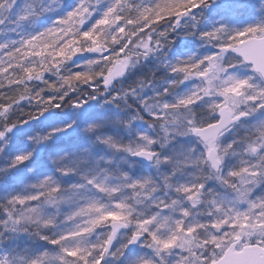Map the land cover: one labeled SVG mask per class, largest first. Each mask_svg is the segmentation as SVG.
I'll list each match as a JSON object with an SVG mask.
<instances>
[{
	"label": "rangeland",
	"instance_id": "1",
	"mask_svg": "<svg viewBox=\"0 0 264 264\" xmlns=\"http://www.w3.org/2000/svg\"><path fill=\"white\" fill-rule=\"evenodd\" d=\"M106 7L104 15L95 18L96 36L111 30L106 39L122 38L132 29L120 19L124 5ZM96 9L87 13V21L94 19ZM35 12L25 4L10 8L7 3L0 8V24L5 17L15 21L9 32L29 35L31 46L36 35L28 34L26 22L31 17L33 23ZM231 26L236 33L237 25ZM138 34L131 40L140 43L134 42L131 50L122 46L112 52L113 67L128 64L122 82L146 76V89L171 95L160 107L172 119L160 125V135L150 134L133 113L97 93L106 75L87 80L97 95L87 91L56 118H40L11 137L0 134V257L7 263L1 262L212 264L238 239L240 249L264 247L262 79L228 48L215 49L205 64L163 80L156 90L151 81L161 74L157 59L162 51ZM97 41L91 45L94 50ZM200 97L208 103L205 108L192 102ZM223 106L235 115H248L241 132L230 131L216 143L203 144L194 130L203 127L202 120H217ZM155 146L160 155L153 165L132 159L134 153L155 151ZM38 148L45 149L47 162L35 154ZM211 148L222 161L218 173L206 158ZM65 175L70 183L63 181ZM63 182L67 185L62 187ZM115 221L129 227L107 253ZM137 234L144 239L129 252L130 236ZM30 243L46 249L29 253ZM22 245L25 254L18 251Z\"/></svg>",
	"mask_w": 264,
	"mask_h": 264
},
{
	"label": "trees",
	"instance_id": "2",
	"mask_svg": "<svg viewBox=\"0 0 264 264\" xmlns=\"http://www.w3.org/2000/svg\"><path fill=\"white\" fill-rule=\"evenodd\" d=\"M7 3L10 8L23 4L25 8H35L34 21L32 23L30 17L26 28L28 34L36 35V44L27 46L29 35L9 32L15 21L5 17L1 22L0 134L4 137L18 134L25 126H34L40 118H56L87 91L97 95V89L89 86L87 80L108 76L114 65L112 52L116 53L115 50L122 46L131 50L134 42L133 45L139 44L136 39L131 40L138 32L139 37L145 36L162 51L157 59L161 74L151 81L158 86L156 90H160L163 80L179 73H190L192 67L201 62L205 64L217 50L237 45L252 35H264V27H261L264 4L261 7L257 0H18L17 3L0 0V8ZM112 3L124 5L120 19L126 27L129 23L132 25V29L128 27L123 32L122 38L113 41L106 39L111 30L99 37L94 29L95 18L102 17L106 6ZM95 9L94 19L87 21V13ZM231 24L237 25L236 33ZM242 33L246 35L244 38L240 37ZM94 40L99 43L96 50L91 48ZM149 81L146 76L135 82L119 79L109 89L100 85L97 93L108 103L115 102L120 109L126 108L129 114L133 113L150 134L160 135V125L172 119L164 116L166 113L160 104L164 99L171 100L172 96L155 94L153 88L146 89ZM203 99L196 98L192 102L205 108L208 103ZM57 103L61 105L57 107ZM211 122L202 120L200 124L207 126ZM242 123L230 131L241 132ZM154 149L160 153L158 146ZM44 150L38 148L35 154L47 162ZM70 178L65 175L63 181L71 182ZM64 184L67 185L63 182L61 186ZM60 243L65 245L64 241ZM22 246L18 249L21 254L24 253L21 248L26 247ZM57 247H61L59 243ZM42 248L46 249L41 244L30 243L27 250L31 253V249ZM2 260L0 257V264H5Z\"/></svg>",
	"mask_w": 264,
	"mask_h": 264
},
{
	"label": "water",
	"instance_id": "3",
	"mask_svg": "<svg viewBox=\"0 0 264 264\" xmlns=\"http://www.w3.org/2000/svg\"><path fill=\"white\" fill-rule=\"evenodd\" d=\"M231 52L236 57H239L247 66H251L252 69L263 79L264 82V37H252L246 41L238 44L236 47H230ZM128 70V64L119 62L108 74L103 86L107 89L114 82L118 81L121 77L126 75ZM218 121L208 124V126L198 127L193 134L203 144H209V142H218L223 133L227 132L233 126L241 123L246 119L247 115L236 116L229 107L224 106L218 111ZM159 156V152L144 151L137 152L132 155V159L139 161L143 164L153 165ZM208 163L214 172L221 171L222 161L218 157V152L215 148L209 150L206 156ZM111 236L107 244V252H111L116 241V234L120 231H124L128 228L127 223L122 221H115L111 225ZM144 239L143 235L137 234L133 236V239L127 246L128 251L134 250L137 245ZM240 240L235 241L225 251L224 256L212 263V264H264V247L261 245H247L243 249L239 250Z\"/></svg>",
	"mask_w": 264,
	"mask_h": 264
},
{
	"label": "flooded vegetation",
	"instance_id": "4",
	"mask_svg": "<svg viewBox=\"0 0 264 264\" xmlns=\"http://www.w3.org/2000/svg\"><path fill=\"white\" fill-rule=\"evenodd\" d=\"M262 2H264V1H263V0H259V3H260V6H261V7L263 6V3H262ZM263 36H264V35H263ZM119 234H120V233H119ZM119 234H118V235H119ZM118 235H117V237H118ZM117 237H116V238H117ZM130 237L132 238V235H131ZM131 238H130V239H131Z\"/></svg>",
	"mask_w": 264,
	"mask_h": 264
}]
</instances>
